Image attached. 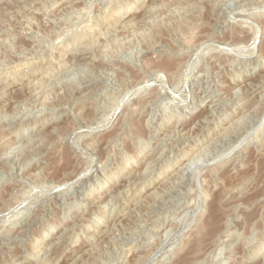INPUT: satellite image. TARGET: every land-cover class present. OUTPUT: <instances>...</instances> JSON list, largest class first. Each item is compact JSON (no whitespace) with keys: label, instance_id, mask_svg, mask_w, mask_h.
I'll use <instances>...</instances> for the list:
<instances>
[{"label":"rangeland","instance_id":"obj_1","mask_svg":"<svg viewBox=\"0 0 264 264\" xmlns=\"http://www.w3.org/2000/svg\"><path fill=\"white\" fill-rule=\"evenodd\" d=\"M0 76V264H264V0H0Z\"/></svg>","mask_w":264,"mask_h":264},{"label":"bare ground","instance_id":"obj_2","mask_svg":"<svg viewBox=\"0 0 264 264\" xmlns=\"http://www.w3.org/2000/svg\"><path fill=\"white\" fill-rule=\"evenodd\" d=\"M28 1V0H27ZM193 1V0H192ZM5 3V2H4ZM54 4V3H53ZM3 5V4H2ZM27 5H29V4H27ZM33 5V4H32ZM56 5V4H55ZM22 6V5H21ZM58 6V5H57ZM31 7V6H30ZM80 12V11H79ZM130 13V12H129ZM132 13V12H131ZM143 14V13H142ZM73 15V14H72ZM139 15H141V14H139ZM138 16V15H137ZM219 16V15H218ZM70 17V16H69ZM68 17V18H69ZM79 17V16H78ZM138 18H140V17H138ZM78 19V18H77ZM99 19H101L100 17H99ZM132 19H135V18H130V16L129 15H127V16H125V17H123V24L125 25V24H127V23H129ZM79 20V19H78ZM121 20V19H120ZM136 20V19H135ZM76 23V22H75ZM74 23V24H75ZM215 23V22H214ZM220 23V22H219ZM66 24V23H65ZM130 24V23H129ZM69 25V24H68ZM25 26V25H24ZM129 26V25H128ZM66 27V26H65ZM122 27V26H121ZM64 28V27H63ZM62 28V29H63ZM74 28V27H73ZM68 29V28H67ZM60 30V29H59ZM74 30V29H73ZM62 31V30H61ZM65 31V30H64ZM69 32V31H68ZM91 32V31H90ZM23 33V32H22ZM24 34V33H23ZM60 34V33H59ZM83 34V33H82ZM240 34V33H239ZM258 32H256L255 33V36H254V38H253V41H252V43L249 45V47H250V50H249V55H254V53H255V48H256V43H257V39H258ZM28 35V34H27ZM26 35V36H27ZM65 35V34H64ZM110 35V34H109ZM25 36V35H24ZM29 37V36H28ZM32 37V36H31ZM59 37H61V36H58L57 38H59ZM78 37V36H77ZM33 38V37H32ZM38 38V37H37ZM62 38V37H61ZM60 38V39H61ZM190 39V38H189ZM56 40V39H55ZM59 40V39H58ZM95 41H96V39H94ZM98 40V39H97ZM58 42V41H57ZM106 42V41H105ZM191 42V41H190ZM199 42V41H198ZM203 42V41H202ZM245 42V41H244ZM89 43V42H88ZM87 43V44H88ZM195 43V42H194ZM93 44V43H92ZM190 44H192V43H190ZM201 44V43H200ZM244 45V44H243ZM84 46V45H83ZM88 46V45H87ZM188 46V45H187ZM81 47V46H80ZM83 48H85V46L83 47ZM90 48V47H89ZM97 48V47H96ZM99 48V47H98ZM199 48V47H198ZM190 49V48H189ZM163 50V49H162ZM187 50V49H186ZM78 51V50H77ZM90 51V50H89ZM179 51V50H178ZM197 52V51H196ZM57 53V52H56ZM180 53V52H179ZM229 53V52H228ZM248 53V52H247ZM68 54V53H67ZM71 54V53H70ZM92 54V53H91ZM160 56V55H159ZM227 56V55H226ZM181 57V56H180ZM90 59V58H89ZM163 59V58H162ZM174 59V58H173ZM93 60V59H92ZM164 60V59H163ZM150 61V60H149ZM159 61V60H158ZM167 61V60H166ZM182 61V60H181ZM188 61V60H187ZM186 61V62H187ZM88 62V61H87ZM146 62V61H145ZM162 62V61H161ZM169 62V61H168ZM138 63V62H137ZM166 63V62H165ZM151 64V63H150ZM153 64V63H152ZM81 65V64H80ZM167 65H169L168 63H167ZM166 64H165V66H167ZM170 65H171V63H170ZM172 65H173V62H172ZM171 65V66H172ZM157 66H161V65H157ZM163 66H164V64H163ZM164 66V67H165ZM24 67V66H23ZM146 67V66H145ZM149 67V66H148ZM147 67V68H148ZM153 67V66H152ZM173 67H174V65H173ZM155 68V67H154ZM16 69H17V67H16ZM74 69V68H73ZM161 69V68H160ZM163 69V68H162ZM174 69V68H173ZM13 70V69H12ZM18 70H20V69H18ZM169 70V69H168ZM176 70V69H175ZM8 71V70H7ZM22 71V70H21ZM17 72V71H16ZM23 72V71H22ZM70 72V71H69ZM149 72V71H148ZM168 72V71H167ZM200 72V71H199ZM1 73H3L4 74V72H1ZM11 74V73H10ZM17 74V73H16ZM198 74V73H197ZM4 76V75H3ZM62 76V75H61ZM168 76V75H167ZM1 77V76H0ZM40 78V77H39ZM139 78V77H138ZM1 79V78H0ZM3 79V78H2ZM35 79V78H34ZM41 79V78H40ZM62 79V78H61ZM38 80V79H37ZM59 80V79H58ZM57 80V81H58ZM109 81V80H108ZM34 82V81H33ZM108 83V82H107ZM172 83V82H171ZM190 83V82H189ZM0 84H1V82H0ZM2 84H4L3 82H2ZM136 84V83H135ZM147 84V83H146ZM191 84V83H190ZM1 86V85H0ZM3 86V85H2ZM27 86V85H26ZM120 86V85H119ZM172 86V85H171ZM248 86V85H247ZM19 87H21V86H19ZM28 87V86H27ZM17 88V87H16ZM41 88V87H40ZM47 88V87H46ZM96 88V87H95ZM103 88V87H102ZM108 88V87H107ZM107 88H106V90H107ZM37 89V88H36ZM36 89H33V90H36ZM136 89V88H135ZM138 89V88H137ZM153 89V88H152ZM201 89V88H200ZM16 90V89H15ZM101 90V89H100ZM129 91V90H128ZM150 91V90H149ZM89 92V91H88ZM92 92V91H91ZM99 92V91H98ZM234 92V91H233ZM94 93V92H93ZM135 93V92H134ZM199 93V92H198ZM226 93V92H225ZM230 93V92H229ZM40 94V93H39ZM96 94V93H95ZM232 94V93H231ZM237 94V93H236ZM92 95V94H91ZM90 95V96H91ZM115 95V94H114ZM125 95V94H124ZM123 95V96H124ZM226 96H228V95H226ZM159 97V96H158ZM195 97V96H194ZM118 98V97H117ZM197 98V97H196ZM222 98V97H221ZM27 99V98H26ZM182 100V99H181ZM180 100V101H181ZM36 101V100H35ZM4 102V101H3ZM105 102V101H104ZM202 102V101H201ZM215 104V103H214ZM2 105V104H1ZM199 105V104H198ZM92 107V106H91ZM99 107H101V106H99ZM166 107V106H165ZM1 108V107H0ZM88 108V107H87ZM89 109V108H88ZM174 110V109H173ZM166 111V110H165ZM72 113H74V112H72ZM92 113V112H91ZM94 113V112H93ZM81 114V113H80ZM90 114V113H89ZM84 116V115H83ZM92 116V115H91ZM4 118V117H3ZM87 118V117H86ZM85 118V119H86ZM51 119V118H50ZM2 120H4V119H2ZM52 121V120H51ZM56 121V120H55ZM79 121H80V119H79ZM84 121V120H83ZM62 122V121H61ZM74 125V124H73ZM42 126V125H41ZM52 126H55V124L54 123H49V124H47V125H45V127H44V130H48L49 128H51ZM76 127H77V124H76ZM7 128V127H6ZM74 129V128H73ZM162 129V128H161ZM6 130V129H5ZM171 132V131H170ZM182 133V132H181ZM168 134V133H167ZM169 134H171V133H169ZM39 135H41V133L40 132H38L37 133V136H39ZM185 135V134H184ZM230 135H232V134H230ZM61 136V135H60ZM170 136V135H169ZM65 137V136H64ZM64 137H62V138H64ZM31 139V138H30ZM69 139V138H68ZM113 143V142H112ZM158 143V142H157ZM214 144V143H213ZM23 145V144H22ZM21 146V145H20ZM205 147V146H204ZM207 147V146H206ZM211 147V146H210ZM209 147V148H210ZM12 149V148H11ZM202 149V148H201ZM205 149V148H204ZM204 149H202V150H204ZM205 151V150H204ZM190 152H192V151H190ZM202 153V152H201ZM11 154V153H10ZM195 154H197V153H195ZM187 155V154H186ZM199 155V154H198ZM147 158V157H146ZM200 158V157H199ZM13 159V158H12ZM194 159H195V156H194ZM193 158H192V160H191V162H193V161H195ZM173 161V160H172ZM190 162V161H189ZM188 162V163H189ZM194 163V162H193ZM198 163H199V161H198ZM53 166V165H52ZM63 166V165H62ZM54 167V166H53ZM192 167V166H191ZM48 168V167H47ZM127 169H128V167H127ZM183 169V168H182ZM189 169V168H188ZM187 169V170H188ZM41 171V170H40ZM47 171H48V169H47ZM50 171V170H49ZM59 171V170H58ZM186 171V170H185ZM19 172V171H18ZM51 172V171H50ZM144 172V171H143ZM4 173V172H3ZM38 173V172H37ZM40 173V172H39ZM45 173V172H44ZM75 173V172H74ZM37 175V174H36ZM181 175V174H180ZM44 176V175H43ZM133 176V175H132ZM147 176V175H146ZM171 176V175H170ZM135 177V176H134ZM202 178V177H201ZM24 179V178H23ZM26 179V178H25ZM50 179V178H49ZM128 179V178H127ZM169 180V179H168ZM50 181V180H49ZM98 181V180H97ZM133 181V180H132ZM126 182V181H125ZM66 185V184H65ZM12 186V185H11ZM11 190V189H10ZM14 191V190H13ZM88 191V190H87ZM77 193V192H76ZM3 194V193H2ZM109 195V194H108ZM4 196V195H3ZM86 196V195H85ZM162 196V195H161ZM187 196V195H186ZM190 196V195H189ZM5 197V196H4ZM76 198V197H75ZM157 198V197H156ZM5 199V198H4ZM170 199V198H169ZM192 199V198H191ZM162 201V200H161ZM167 201V200H166ZM138 202V201H137ZM187 202V201H186ZM193 202V201H192ZM144 204H146V203H144ZM86 207V206H85ZM145 207V206H144ZM191 208H193V207H191ZM148 209V208H147ZM154 209V208H153ZM146 210V209H145ZM155 210V209H154ZM192 210V209H191ZM173 211V210H172ZM150 212V211H149ZM169 212V211H168ZM183 212H184V209H183ZM195 213V212H194ZM104 215V214H103ZM72 216V215H71ZM164 216V215H163ZM165 217V216H164ZM77 219V218H76ZM163 219V218H162ZM181 219V218H180ZM71 220V219H70ZM159 220V219H158ZM157 220V221H158ZM168 220V219H167ZM69 223V222H68ZM164 224V223H163ZM165 225V224H164ZM144 226V225H143ZM146 226V225H145ZM65 228V227H64ZM72 228V227H71ZM143 228V227H142ZM146 228V227H145ZM144 228V229H145ZM137 229V228H136ZM148 229V228H147ZM67 230V229H66ZM152 231H154V230H152ZM159 231V230H158ZM139 232V231H138ZM155 232V231H154ZM104 233V232H103ZM146 233V232H145ZM61 234V233H60ZM59 236V235H58ZM127 241V240H126ZM51 246V245H50ZM122 247V246H121ZM135 248V247H134ZM139 248V247H138ZM131 250V249H130ZM138 250V249H137ZM43 249H42V247H40V248H38L37 250H36V252H35V255H37V254H40V255H42L43 254ZM135 251V250H134ZM48 255V254H47ZM129 255V254H128ZM33 257V256H32ZM58 257H54V258H52V263H58L59 262V260L57 259ZM136 258V257H135ZM42 261V260H41ZM127 264V263H126ZM188 264V263H187Z\"/></svg>","mask_w":264,"mask_h":264}]
</instances>
